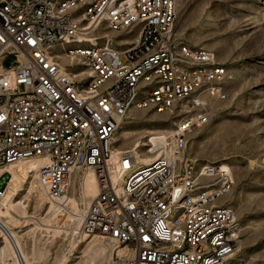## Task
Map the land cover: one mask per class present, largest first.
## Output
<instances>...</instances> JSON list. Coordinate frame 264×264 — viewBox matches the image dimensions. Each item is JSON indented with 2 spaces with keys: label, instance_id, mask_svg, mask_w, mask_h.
<instances>
[{
  "label": "built area",
  "instance_id": "obj_1",
  "mask_svg": "<svg viewBox=\"0 0 264 264\" xmlns=\"http://www.w3.org/2000/svg\"><path fill=\"white\" fill-rule=\"evenodd\" d=\"M176 19L177 0H0V170L38 160L46 199L59 201L74 174L92 167L99 193L75 235L109 243V264H224L240 236L223 201L234 185L230 168L185 154L235 74L214 51L178 40ZM102 23L136 37L79 42ZM60 53L82 69L64 72ZM134 109L175 119L167 151L156 148L149 164L133 150L114 152ZM9 176L0 173V202ZM13 244L16 263L31 264Z\"/></svg>",
  "mask_w": 264,
  "mask_h": 264
},
{
  "label": "rangeland",
  "instance_id": "obj_2",
  "mask_svg": "<svg viewBox=\"0 0 264 264\" xmlns=\"http://www.w3.org/2000/svg\"><path fill=\"white\" fill-rule=\"evenodd\" d=\"M106 27L102 23L93 35H83L82 41L96 40L99 44L108 35L114 41L123 39L130 43L136 37V33L124 36ZM175 32L178 40L214 51L218 60L235 74L227 99L211 103L209 123L193 131L185 154L199 163L226 164L234 176L233 189L223 201L235 211L240 236L235 253L224 264H264V0H177ZM14 61L10 55L5 64L10 66ZM71 68L82 69L76 61ZM174 120L168 114L134 109L121 123L120 128L126 129H120L118 144L122 150H133L136 142L148 141L154 131L174 130ZM147 147H141L140 152H147ZM83 173L74 174L78 188ZM6 182L8 187L10 180ZM20 190L15 198L24 200L28 184ZM76 197L82 204L79 190ZM36 201L33 193L26 203L27 217L21 220L16 215L21 222L46 224L40 217L46 216L47 202L41 205ZM37 225L17 229L35 264H109L111 256L96 257L87 252V243L93 238L74 239L72 230L51 229L54 224L50 228H36ZM100 240L99 245L112 250ZM3 246L0 233V264H5L1 258Z\"/></svg>",
  "mask_w": 264,
  "mask_h": 264
},
{
  "label": "bare ground",
  "instance_id": "obj_3",
  "mask_svg": "<svg viewBox=\"0 0 264 264\" xmlns=\"http://www.w3.org/2000/svg\"><path fill=\"white\" fill-rule=\"evenodd\" d=\"M86 32H84L82 35L79 36V42L82 41L83 35H89L92 34L93 31H87L88 28H85ZM95 30V29H94ZM93 35V34H92ZM98 38V37H97ZM100 39V38H99ZM124 42V40H122ZM84 43V42H83ZM90 45H97V41L94 40L91 43L85 42ZM125 43V42H124ZM126 45V44H125ZM64 54L60 53V64L62 67V70L64 72H68L66 67H72V65L75 64V58L74 57H66ZM63 57V58H62ZM63 59H69L71 62L67 63L62 62ZM122 129L126 128H119L116 135L114 136V152L115 154H120L122 151L121 147L119 146L118 142L120 141L119 135L121 133ZM174 130L172 131H158V132H152V136H149L148 143L146 142H136L134 144V149L138 155L139 159L141 160V164H149L151 163L157 156L153 153L156 151V148H163V151H167L165 149L168 146L170 138L173 136ZM127 135V133L125 134ZM129 137L126 136L125 139H128ZM153 145V149L151 152H145L141 153L140 148L144 146H151ZM41 165V162H38L36 159H24L22 161L15 162L5 168L3 172L0 170V173H9L10 175V182L8 185V193L5 198H3L2 202H0V222L3 223V228H0V233L2 234L3 240H4V246L1 251V258L5 260V264H17L15 260V254H14V244L13 241L17 243L19 248L22 250L25 259L31 263L35 264L32 257L30 256L29 252L26 249V246L22 240V237L20 235V231H18V228L22 227H28L32 224H38L36 228L42 227L45 225L44 228H50V225L54 224V228L51 229H67L73 231V238L75 239V233L79 229V227L82 224V220L87 212V209L89 208L90 204L94 200V198L99 193V186L98 181L96 178L95 171L92 167H88L84 170V173L79 179L80 186L78 188L76 184V178H73V193L69 196H67L65 199H61L59 201L55 200H48L46 199L45 193L46 189L42 184V181L38 175V167ZM224 168H228L229 166L226 164H223ZM77 174V173H76ZM25 184H28V195L25 196L24 200H18L15 198V196H18V192L22 191L20 189L23 188ZM79 185V184H78ZM80 191L81 195V201L76 197V191ZM33 193H36V202L41 205H44L43 202H47L46 209L48 210L46 213V216H43L42 221L46 224L41 225L39 222H28V220L21 222V218L27 217V201L32 196ZM36 207V205H35ZM18 214L17 218L16 215ZM32 219V218H31ZM41 221V220H40ZM24 223V225H23ZM23 225V226H22ZM53 227V226H52ZM68 232V231H66ZM80 240L87 241V237L85 236H76ZM100 238L99 236L93 237L95 240L90 241L87 243V252L90 255H96L98 256H111L112 250L107 247V245H99L98 240L96 242L95 238ZM89 239V238H88ZM102 239V238H101ZM102 240H100L101 242ZM83 243V242H82ZM92 243V244H91ZM103 243V241L101 242ZM107 243L106 241L104 242ZM103 243V244H104ZM109 245V243H107ZM109 250V251H108ZM86 252V251H85ZM109 252V253H108ZM109 254V255H108ZM118 254L120 256H130L131 252L127 248H121L118 251ZM35 255V252L33 256ZM105 257V258H106ZM108 257V260H109ZM95 258V257H94ZM107 259V258H106ZM108 263V262H107ZM106 263V264H107Z\"/></svg>",
  "mask_w": 264,
  "mask_h": 264
}]
</instances>
